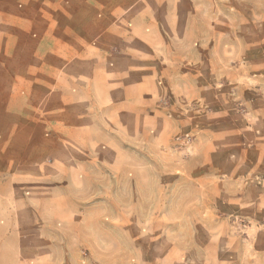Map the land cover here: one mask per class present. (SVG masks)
Wrapping results in <instances>:
<instances>
[{
	"label": "crops",
	"instance_id": "0c3cea01",
	"mask_svg": "<svg viewBox=\"0 0 264 264\" xmlns=\"http://www.w3.org/2000/svg\"><path fill=\"white\" fill-rule=\"evenodd\" d=\"M216 22L214 0H0V264H71L105 246V202L138 182L117 170L139 166L124 145L160 99L202 101ZM113 214L109 228L133 229L132 209Z\"/></svg>",
	"mask_w": 264,
	"mask_h": 264
},
{
	"label": "rangeland",
	"instance_id": "374dc122",
	"mask_svg": "<svg viewBox=\"0 0 264 264\" xmlns=\"http://www.w3.org/2000/svg\"><path fill=\"white\" fill-rule=\"evenodd\" d=\"M214 2L218 39L209 72L202 67V101L160 99L138 146L124 145L139 166L117 170L138 182L133 198L128 186L124 200L105 202L104 221L114 226V209H132L133 229L109 225L105 246L78 249L71 264H264V0ZM69 90L57 91L67 99Z\"/></svg>",
	"mask_w": 264,
	"mask_h": 264
}]
</instances>
